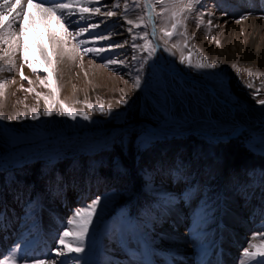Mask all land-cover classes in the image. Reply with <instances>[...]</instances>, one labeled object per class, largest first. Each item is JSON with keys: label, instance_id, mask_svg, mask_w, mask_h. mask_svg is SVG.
Listing matches in <instances>:
<instances>
[{"label": "rangeland", "instance_id": "obj_1", "mask_svg": "<svg viewBox=\"0 0 264 264\" xmlns=\"http://www.w3.org/2000/svg\"><path fill=\"white\" fill-rule=\"evenodd\" d=\"M85 2L90 8L102 5L94 21L105 23L94 31H106L109 38L98 43L128 41L102 55L126 63L106 68L99 57L77 53L72 64H95L117 83L113 81L109 95L104 85L76 88L67 102L57 85V65L52 85L57 95L52 86L40 83L48 74L34 40L49 39L43 26L29 28V59L38 72L24 65L29 85L15 67L11 74H17L18 84L0 96V113L11 117L0 120V237L5 244L0 261L14 255L16 264H49L52 259L66 264H179L183 259L190 264H241L242 250L252 237L264 238V131L254 127L264 124V105L259 103L264 99V65L243 60L251 35L240 17L264 20V0H204L203 10L212 13L210 34H205L207 15L199 29L195 13L185 21L192 60L203 56L217 65L200 70L180 63L181 50L172 41L167 45L171 54L164 51L160 19H155L159 47L152 59L137 51V60H132L133 42L126 30L131 25L125 21L146 16L145 0H80ZM117 2L120 6L114 8ZM108 10L117 14L103 15ZM159 12L157 5L154 15ZM49 28L62 31L56 21ZM150 30L142 23L133 32L147 31L151 39ZM74 43L70 40L69 47ZM16 60L24 64L19 52ZM142 60L147 63L141 70ZM30 87L33 92L25 91ZM45 96L54 105L52 116L42 114ZM56 100L91 119L56 115ZM86 104L112 111L105 115ZM33 108L39 113L36 120L31 119ZM136 120L141 123L135 125ZM238 120L253 128L236 133ZM182 160L187 163L180 165ZM123 171L127 181L119 178ZM99 173L109 176H95ZM96 197L101 204L84 252L56 257L63 223L73 209ZM178 238L186 248L176 247Z\"/></svg>", "mask_w": 264, "mask_h": 264}, {"label": "snow or ice", "instance_id": "obj_2", "mask_svg": "<svg viewBox=\"0 0 264 264\" xmlns=\"http://www.w3.org/2000/svg\"><path fill=\"white\" fill-rule=\"evenodd\" d=\"M157 5L160 8V12L158 15H154ZM119 6V2L113 5L114 8H119ZM203 6L204 0H157V4L155 5L152 3V0H145L143 7L146 16L141 15L136 20L126 19L125 21L127 25H131V27L126 30L130 33V38L133 42L131 45L133 51L132 60H137V56L135 55L137 51L147 52V59H152L159 47V45L154 42L157 36L155 19H160L162 21L160 27L162 36H160V39L165 45V52L171 54V49L167 45L172 41V47L181 50V64H186L187 67L197 70L217 67L215 63H209L203 56H200L198 61L194 62L192 60L193 51L188 44L189 38L187 36L185 21L188 20L193 13L196 14L195 19L198 29L201 25L205 24V15L208 16L206 35L210 34L214 26L213 20L211 19L212 13L208 12L206 14L203 10ZM101 7L102 5L96 4L90 8L89 3L85 2L81 4L80 0H2V2H0V45H4L6 48L0 50L3 51V57L7 58V63L0 64V72H12L16 54L19 52L24 62L20 69V79L27 80L29 85L32 84V81L24 75L23 66L27 65L34 74L38 72V69L29 59L31 46L27 39L29 28L34 30L37 25H41L45 28L48 38L52 42V51L48 52L38 39L34 40L35 43L40 44L41 56L46 65L44 71L48 75L40 79V83L46 87L54 84L53 73L58 63L57 56L61 59L64 57L75 59L77 53H82L83 55L90 54V57L93 59L99 57L103 66L106 68L110 65H124L126 63L124 60H118L112 55L107 57L102 55L109 51V49L123 47L128 41L114 42L110 45L98 43L109 38V34L106 31H94L100 28L102 23H105L104 21H94V17L101 14ZM134 7H139V5H134ZM86 13L90 14L85 15ZM116 14L114 10H108L103 13V15L107 17H112ZM73 17L75 18L73 19ZM25 18H27L28 23H24ZM240 19H247V17L242 15ZM52 21H56L62 31L50 29L49 24ZM237 22H239V20H237ZM142 23L145 27L151 26V39H149V33L147 31L142 35L133 32V29L140 28ZM17 24L18 30H16ZM121 27H123V25H121ZM176 36L182 38L181 42H175L173 40ZM137 39H140L143 43H135ZM70 40L75 41L71 47H69ZM217 44H219V41H217ZM185 50L188 52L187 55H185ZM3 57H0V59ZM144 63H147V60L141 61V70ZM111 70L114 71V69ZM248 75L252 77L253 74L249 71ZM6 84V79H0V96L4 95ZM140 86L141 77L139 73H137L134 79V87L138 89ZM247 87L252 88L253 85L249 83ZM25 91L31 93L34 89L30 87L25 89ZM258 91L259 90H257V92ZM52 92L53 96H56L58 90L52 86ZM36 95L40 96L39 93H36ZM43 100L45 107L42 114L44 116H52L54 105L47 96L43 97ZM56 103H58L60 107V110L55 113L56 115L68 116L73 120H75L77 116H80L84 120L91 119L85 112H77L69 106L60 103L59 100H56ZM259 103L264 105V99L259 100ZM86 107L93 111H99L105 115L111 114L112 111L110 107L105 111L102 105L86 104ZM31 112V119L36 120L39 118L37 109L33 108ZM5 119H11V117H6L4 114L0 113V120ZM100 204L101 199L96 197L90 202L83 203L72 210L71 216L63 223L61 232L57 237V243L62 247L57 248L55 253L56 257H64L71 253L79 256L84 252L85 241L89 235L90 227L94 222V216ZM261 227L262 230H264V225ZM258 239L259 242H256ZM258 258H264V238L253 236L252 242H249L247 247H244L242 250L241 264H253V262H255V264H264V259ZM0 264H16L15 256H7L3 261H0ZM49 264H66V261L58 262L52 259L49 261ZM76 264H78V262H76Z\"/></svg>", "mask_w": 264, "mask_h": 264}, {"label": "bare ground", "instance_id": "obj_3", "mask_svg": "<svg viewBox=\"0 0 264 264\" xmlns=\"http://www.w3.org/2000/svg\"><path fill=\"white\" fill-rule=\"evenodd\" d=\"M241 22L244 23L245 25H247L249 32H250V35H251L250 41L247 45L248 47L246 48L245 53L242 56L243 60H245V62H249L250 64L264 65V20L263 19L250 18L247 20L244 19ZM232 23H234V22H232ZM150 29H151L150 30V33H151L152 32L151 26H150ZM219 29H220V27H219ZM229 29L232 30V32H233L234 26L229 25ZM222 31H224V29ZM240 33H241V31H240ZM233 34H234V32H233ZM260 37L263 38L262 43H259ZM48 39H46V40H48ZM42 44L44 45V47L47 49L48 52L52 51V42L50 40H48L47 42H43V40H42ZM15 59H16V57H15ZM57 60H58L57 69L59 72L58 73L59 78L57 81V85L60 88L59 91L62 92V95H64L67 102H71L72 98L74 99L73 93H74L76 88H81L80 91H83L82 90L83 87L85 89V87L87 85H92L93 83L98 84L99 86L104 85L105 88L108 89L107 95H109L110 89H112L113 84H115V82H113V81H116V83H117V80L110 77V75L105 70H103L101 67H99L95 64L94 65H90L87 63L83 64V63H79V61H78V62H75V65H74L71 63L72 59H68L67 57H64L61 59L59 56H57ZM6 63H7V58L3 57L2 60L0 61V64H6ZM15 63H16V66L14 64L13 69L15 67H16V69H17V67L19 69H21L22 64L19 63L18 60H16ZM73 69L77 70L76 75H72ZM23 73H24V75L28 74L27 68L25 66H23ZM196 78H199V77H196ZM0 79H6L8 82V84H6V87L4 90V92H6V93L13 92L14 87L19 82V80L17 79V74L14 73V76H13L11 74V72L10 73L9 72H0ZM124 87H125V91L129 90V87L127 86V84L124 85ZM113 92H115V91H113ZM112 94H114V93H112ZM238 122H239V125L236 129V132L238 131V129H251V128H253V126L244 125V123L242 124L240 120H238ZM133 123L135 125H137L141 122L136 120ZM135 125H133V126H135ZM258 128H262V126H259ZM6 229L7 228L4 227V229L2 231H5ZM176 237H179V235H176ZM2 239L3 238L1 236L0 237V251H1V249L4 250V247H5V244L2 241ZM175 241L178 242V244H177L178 246L176 245V247H181V246L184 248L187 247V244L185 242H183V240L178 238ZM178 251L187 252V250H185V249H178ZM179 262H180L179 264H190L189 262H186L184 259L182 261H179ZM177 264H178V262H177Z\"/></svg>", "mask_w": 264, "mask_h": 264}, {"label": "trees", "instance_id": "obj_4", "mask_svg": "<svg viewBox=\"0 0 264 264\" xmlns=\"http://www.w3.org/2000/svg\"><path fill=\"white\" fill-rule=\"evenodd\" d=\"M176 160H179V158L177 157V158H175ZM178 163V162H177ZM187 163V161H185V160H182L181 161V163H180V165H185ZM103 173H105L106 171H102ZM124 172V171H123ZM106 174V173H105ZM117 175V174H116ZM95 176H97V177H104V178H107L108 176H104V175H102V174H97V175H95ZM120 177V180H122V181H127L129 178H128V172L126 171V172H124L123 174H121V175H119ZM113 178H116V177H113ZM1 187V186H0ZM0 192H1V188H0Z\"/></svg>", "mask_w": 264, "mask_h": 264}, {"label": "water", "instance_id": "obj_5", "mask_svg": "<svg viewBox=\"0 0 264 264\" xmlns=\"http://www.w3.org/2000/svg\"><path fill=\"white\" fill-rule=\"evenodd\" d=\"M262 130H259L258 132H261ZM231 137V136H230Z\"/></svg>", "mask_w": 264, "mask_h": 264}]
</instances>
